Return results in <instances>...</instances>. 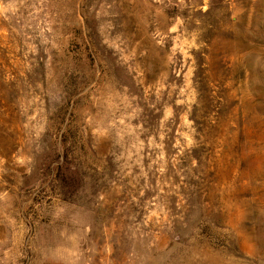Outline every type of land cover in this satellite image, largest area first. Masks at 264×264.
Listing matches in <instances>:
<instances>
[{
    "label": "rangeland",
    "instance_id": "rangeland-1",
    "mask_svg": "<svg viewBox=\"0 0 264 264\" xmlns=\"http://www.w3.org/2000/svg\"><path fill=\"white\" fill-rule=\"evenodd\" d=\"M0 264H264V0H0Z\"/></svg>",
    "mask_w": 264,
    "mask_h": 264
}]
</instances>
